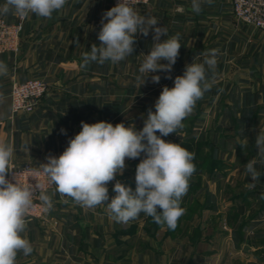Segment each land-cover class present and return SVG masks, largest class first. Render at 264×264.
<instances>
[{
    "label": "crops",
    "instance_id": "1",
    "mask_svg": "<svg viewBox=\"0 0 264 264\" xmlns=\"http://www.w3.org/2000/svg\"><path fill=\"white\" fill-rule=\"evenodd\" d=\"M4 2L0 0V5ZM191 3L150 0L136 6L141 15L154 16L157 26L167 29L161 42L180 35L181 48L171 73H149L145 80L153 75L175 80L186 65L202 62L201 53L218 49L215 72L207 71L211 88L204 93L206 126L212 131L206 136L191 131L190 137L209 144L208 159L222 167L221 174L247 176L245 165L255 158L261 174L255 188L250 190L241 179L239 192L229 196L236 188L225 194L220 189L219 196L215 182L208 180V197L191 200L200 210L192 215L190 226H181L178 232L152 224L146 215L117 223L106 205L84 208L53 190L47 193L52 207L46 215L26 223L21 235L33 251L28 256L18 253L16 264H264V160L255 146L257 134L264 130V30L238 21L232 0L202 2L199 14L191 10ZM114 6L113 0H67L51 18L32 14L23 21L20 50L0 53V61L8 67L7 75L0 76V142L15 149L11 165H43L49 155L58 157L82 130L81 121L117 124L122 109L117 106L118 88L130 94L127 80L141 76L139 67L143 54L151 50L153 32L146 37L136 33L134 51L125 60L92 62L82 68V53L101 43L103 13ZM0 18L20 20L12 13ZM31 78L48 81L50 90L33 111L14 112L12 86ZM201 112L198 108L197 117ZM245 139L247 146L242 147ZM123 173L130 174V167ZM114 185L115 180L107 184L111 198L116 194ZM253 201L258 210L243 216L246 204ZM70 203L77 204L75 214L63 212ZM59 211L60 215L55 213Z\"/></svg>",
    "mask_w": 264,
    "mask_h": 264
},
{
    "label": "clouds",
    "instance_id": "2",
    "mask_svg": "<svg viewBox=\"0 0 264 264\" xmlns=\"http://www.w3.org/2000/svg\"><path fill=\"white\" fill-rule=\"evenodd\" d=\"M202 2L211 5L213 0H192L191 10L199 14ZM66 3L67 0H5L0 5V15L12 13L26 19L35 14L51 18L53 12L61 10ZM139 3L141 0H121L103 13L98 33L101 43L92 44L90 52L82 53V68L92 62L116 64L125 60L134 51L135 34L139 32L146 37L151 30L152 47L148 54H143L139 67L143 76L141 85L149 73H171L181 48L180 35L177 33L161 42L162 35L167 37V29L157 26L154 16L141 15L136 10ZM218 53V49L201 53L202 62L186 65L184 74L175 77L174 87H163L155 102V112L149 109L140 131L123 123L113 126L105 121L93 124L81 121L82 130L68 141L63 153L58 157L49 155L47 163L43 164V173L56 186V191L84 208L106 205L110 218L117 223L127 224L143 213L152 217L157 225L174 231L185 212L181 207L182 198L196 170L194 153L161 137L183 128V121L192 113L197 101L210 90L207 71L215 72ZM162 60L167 63H161ZM7 73V64L0 61V76ZM141 76H137L138 81ZM151 79L159 83L161 77L153 75ZM61 132L66 134L64 129ZM247 143L245 139L241 146L246 147ZM255 146L257 155L264 160V130L257 134ZM14 150L12 144L0 142V264H16L18 253L28 256L33 251L30 241L21 233L26 229L25 217L33 205L34 188L21 184L17 178L15 183L6 178L12 170ZM142 153L145 157L136 168L135 191L117 180L113 188L116 195L109 202L107 184L117 175H123L126 158L137 159ZM256 164L254 158L244 168L252 181L247 185L250 190L261 177ZM39 199L46 211L52 207L47 194L41 192Z\"/></svg>",
    "mask_w": 264,
    "mask_h": 264
},
{
    "label": "rangeland",
    "instance_id": "3",
    "mask_svg": "<svg viewBox=\"0 0 264 264\" xmlns=\"http://www.w3.org/2000/svg\"><path fill=\"white\" fill-rule=\"evenodd\" d=\"M46 81V80H45ZM130 83V94L127 92L124 94V88H118V95H117V106H122V109L118 111L117 116V124L123 123L126 127L128 126H134L136 131L142 130L144 126L145 119L147 117V113L149 109H151L153 112H155V102L159 98L160 93L162 92L163 87L165 86H171L174 80H163L160 79L159 83H153L152 79L145 80V83L141 85L142 80L138 81L137 79H128ZM48 82V81H47ZM49 83V82H48ZM170 83V84H169ZM49 90H50V84H49ZM49 92V91H48ZM198 108L202 111L199 117H197L196 113ZM206 108V96L204 95L202 99L198 100L192 113L185 118L183 121V128L177 129L175 133H171L168 136H162L161 138L164 139L166 142H172L176 139L178 141L187 139L192 140L190 137L191 131L192 133L198 131L199 135H207L209 131H212V129H208L206 126V111L204 110ZM193 116V117H192ZM197 121H199V124H196ZM193 128V129H192ZM158 136L160 135L159 132L156 133ZM204 138V137H203ZM205 140V138H204ZM209 147V144L206 141L200 142L198 144L193 143V150L192 153H194V160L193 163L195 164V172L191 176L189 180V188L187 191L188 198H191V200H201L208 197V188L207 184L209 181L215 182L216 186V193L219 194L220 189L227 193V190H233L236 187H238L237 182H241L242 180L246 185L249 184V181L251 182V178L248 176H236L231 174H221V166L214 165L213 161L208 162L206 158V153L208 152L207 149ZM145 157V154L142 153L141 156L137 159H128L126 158V166L130 167V170H134L136 165L140 163V161ZM215 166V167H214ZM131 173V172H130ZM130 174L125 175H117L115 178V182L118 180L124 185L131 187L130 185ZM240 179V180H239ZM242 179V180H241ZM209 180V181H208ZM135 181V180H134ZM244 183V184H245ZM136 185V183L134 182ZM241 186V185H240ZM134 187V186H133ZM227 188V189H226ZM56 190V189H54ZM236 192H239V190L230 192L229 196L235 195ZM109 198H111L112 192H108ZM116 195V194H115ZM220 196V194H219ZM222 196V195H221ZM228 196V198H230ZM76 205L70 203L67 206L63 207V212L67 214H75L76 212ZM247 209L245 210L246 213L243 214V216H251L252 213L258 210V203L251 202L250 204H246ZM183 208L185 209L184 214L179 218L177 227L174 231H180L181 226L187 225L190 226V219L192 215H195L199 210L200 206L197 203H190V202H184ZM62 211V209H61ZM48 212V210H47ZM56 214L60 215L59 212H55ZM264 216V213L262 214ZM41 219V218H40ZM264 223H262L263 227Z\"/></svg>",
    "mask_w": 264,
    "mask_h": 264
},
{
    "label": "built area",
    "instance_id": "4",
    "mask_svg": "<svg viewBox=\"0 0 264 264\" xmlns=\"http://www.w3.org/2000/svg\"><path fill=\"white\" fill-rule=\"evenodd\" d=\"M150 0H141L147 4ZM116 6L121 0H113ZM232 11L235 18L247 25L264 30V0H232ZM23 21L8 22L0 18V53H15L20 50ZM49 91V83L44 79L31 78L15 83L11 89V101L14 112L33 111L37 103ZM11 171L7 179L15 183L16 179L23 185L34 188L33 205L25 217L26 223L30 219L43 218L47 211L39 199L41 192L47 194L56 189L43 173V165L24 162L10 166Z\"/></svg>",
    "mask_w": 264,
    "mask_h": 264
},
{
    "label": "trees",
    "instance_id": "5",
    "mask_svg": "<svg viewBox=\"0 0 264 264\" xmlns=\"http://www.w3.org/2000/svg\"><path fill=\"white\" fill-rule=\"evenodd\" d=\"M173 143H177V144H181L183 147H185L187 150H189L190 152H192V148H193V143H196V144H198V143H200V142H197V141H195V140H187V139H184V140H181V141H178V140H174L173 141ZM206 158H207V160H208V162L210 163V159H208V156H207V153H206ZM137 166L138 165H136V167L134 168V170H130V185L132 186V190L133 191H135V187H136V185L134 184V180H135V173H136V168H137ZM134 186V187H133ZM190 199L191 198H188V195H185L183 198H182V202H181V207H183L184 206V202L186 203V202H190L191 203V201H190ZM143 215H145V214H143V213H141L140 214V216H143ZM139 216V217H140ZM151 221L153 222V218L151 217ZM152 224H154V222L152 223ZM156 224V223H155ZM157 225V224H156ZM156 225H155V227H156ZM152 226H154V225H152Z\"/></svg>",
    "mask_w": 264,
    "mask_h": 264
}]
</instances>
